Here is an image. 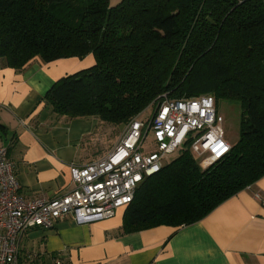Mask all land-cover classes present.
<instances>
[{
  "label": "trees",
  "instance_id": "trees-1",
  "mask_svg": "<svg viewBox=\"0 0 264 264\" xmlns=\"http://www.w3.org/2000/svg\"><path fill=\"white\" fill-rule=\"evenodd\" d=\"M89 54L95 63L59 78L44 102L54 119L97 118L109 148L165 95L240 103L230 152L203 169L180 150L137 188L124 232L196 223L264 176V0H0L11 67Z\"/></svg>",
  "mask_w": 264,
  "mask_h": 264
},
{
  "label": "crops",
  "instance_id": "crops-1",
  "mask_svg": "<svg viewBox=\"0 0 264 264\" xmlns=\"http://www.w3.org/2000/svg\"><path fill=\"white\" fill-rule=\"evenodd\" d=\"M94 63L92 54L51 62L37 55L18 70L0 57V148L16 164L24 198L70 191L71 168L103 158L117 143L121 132L109 148L97 118L54 119L44 102L59 78ZM262 198L264 176L196 223L128 233L125 208L90 222L68 216L53 228L27 231L18 264H54L58 254L63 264H264Z\"/></svg>",
  "mask_w": 264,
  "mask_h": 264
},
{
  "label": "built area",
  "instance_id": "built-area-1",
  "mask_svg": "<svg viewBox=\"0 0 264 264\" xmlns=\"http://www.w3.org/2000/svg\"><path fill=\"white\" fill-rule=\"evenodd\" d=\"M216 102L210 94L187 99L165 95L149 118L142 119L139 114L123 126L106 156L74 165L73 188L50 200L22 196L16 164L8 157L7 147L2 146L0 264H18L23 237L30 229L53 228L68 216L79 223L115 216L132 202L144 179L160 171L165 158L183 145L200 156L210 155L213 162L226 156L232 146L226 139L225 117ZM150 136L154 150L146 143ZM54 264H63L60 254L54 257Z\"/></svg>",
  "mask_w": 264,
  "mask_h": 264
},
{
  "label": "rangeland",
  "instance_id": "rangeland-1",
  "mask_svg": "<svg viewBox=\"0 0 264 264\" xmlns=\"http://www.w3.org/2000/svg\"><path fill=\"white\" fill-rule=\"evenodd\" d=\"M210 95L215 96L212 93H209ZM216 106L217 109L219 111L220 114H222L225 117V131H226V139L229 142H236L239 139L240 136V123H241V109H240V103L238 100H229V99H218L216 102ZM157 106H152L149 109V114H153L155 109ZM147 115H144L142 117V119H146ZM119 131L121 130V126L118 127ZM149 146L150 150H154L155 149V145L153 144V138L152 136L149 137V139L146 142ZM186 147L183 145L177 152H175L174 154L168 155L165 158L164 163L168 164L169 162H171L172 160H174L180 150L185 149ZM199 165L201 166V168L205 169L207 167H209L212 163H213V159L210 155L205 154V155H198L196 153H194Z\"/></svg>",
  "mask_w": 264,
  "mask_h": 264
},
{
  "label": "snow or ice",
  "instance_id": "snow-or-ice-1",
  "mask_svg": "<svg viewBox=\"0 0 264 264\" xmlns=\"http://www.w3.org/2000/svg\"><path fill=\"white\" fill-rule=\"evenodd\" d=\"M221 147H223V146H221ZM226 150V149H225Z\"/></svg>",
  "mask_w": 264,
  "mask_h": 264
}]
</instances>
